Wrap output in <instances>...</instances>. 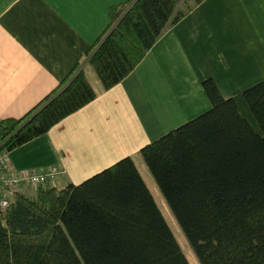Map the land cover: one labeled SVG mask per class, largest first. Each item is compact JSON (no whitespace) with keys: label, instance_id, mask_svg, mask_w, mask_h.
Returning <instances> with one entry per match:
<instances>
[{"label":"trees","instance_id":"16d2710c","mask_svg":"<svg viewBox=\"0 0 264 264\" xmlns=\"http://www.w3.org/2000/svg\"><path fill=\"white\" fill-rule=\"evenodd\" d=\"M124 0L88 51L103 88L129 74L165 25L202 0ZM139 152L201 264H264V79L224 97ZM96 95L84 68L20 117L0 118V150L40 136ZM0 264H190L133 158L85 178L16 191L0 208Z\"/></svg>","mask_w":264,"mask_h":264},{"label":"crops","instance_id":"0c3cea01","mask_svg":"<svg viewBox=\"0 0 264 264\" xmlns=\"http://www.w3.org/2000/svg\"><path fill=\"white\" fill-rule=\"evenodd\" d=\"M121 1L0 0V118L30 111L73 69L84 68L96 92L8 151L9 168H60L52 183H79L123 156L135 160L144 144L207 109L205 78L224 97L264 79V0H202L168 22L121 81L93 84L88 51L109 5Z\"/></svg>","mask_w":264,"mask_h":264},{"label":"built area","instance_id":"2783aa9c","mask_svg":"<svg viewBox=\"0 0 264 264\" xmlns=\"http://www.w3.org/2000/svg\"><path fill=\"white\" fill-rule=\"evenodd\" d=\"M7 151L0 150V208L3 210L10 201V198L22 186L36 188L45 182H54L65 171L55 167L42 169H12L6 165Z\"/></svg>","mask_w":264,"mask_h":264},{"label":"rangeland","instance_id":"374dc122","mask_svg":"<svg viewBox=\"0 0 264 264\" xmlns=\"http://www.w3.org/2000/svg\"><path fill=\"white\" fill-rule=\"evenodd\" d=\"M89 71H90L89 72L90 81L93 84H96L95 80L98 79V76L95 73L92 66L90 67ZM134 161H135V164L138 167L147 187L149 188L150 192L152 193L159 209L161 210L165 220L167 221V223L170 226L175 238L177 239L180 247L182 248L183 252L187 256L190 264H201L200 261L198 260L197 256H196V254L194 253V251H193L183 229L181 228L175 214L173 213L172 209L170 208L166 198L164 197L163 193L161 192L155 178L153 177L152 173L150 172V170H149L148 166L146 165L141 154H139V156L135 157Z\"/></svg>","mask_w":264,"mask_h":264}]
</instances>
